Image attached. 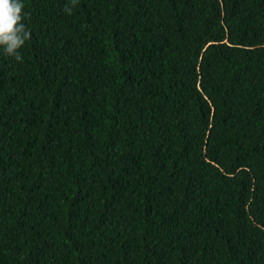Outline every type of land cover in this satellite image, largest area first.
Here are the masks:
<instances>
[{"label": "trees", "instance_id": "obj_1", "mask_svg": "<svg viewBox=\"0 0 264 264\" xmlns=\"http://www.w3.org/2000/svg\"><path fill=\"white\" fill-rule=\"evenodd\" d=\"M23 3L0 264H264V0Z\"/></svg>", "mask_w": 264, "mask_h": 264}, {"label": "clouds", "instance_id": "obj_2", "mask_svg": "<svg viewBox=\"0 0 264 264\" xmlns=\"http://www.w3.org/2000/svg\"><path fill=\"white\" fill-rule=\"evenodd\" d=\"M75 3L77 0H73ZM24 7L23 0H0V49L18 62H23L20 49L31 38V32L23 22ZM65 11L71 12L67 7Z\"/></svg>", "mask_w": 264, "mask_h": 264}]
</instances>
